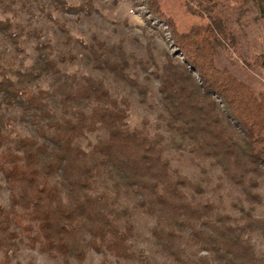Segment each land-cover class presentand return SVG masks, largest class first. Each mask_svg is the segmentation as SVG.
<instances>
[{
    "label": "trees",
    "instance_id": "1",
    "mask_svg": "<svg viewBox=\"0 0 264 264\" xmlns=\"http://www.w3.org/2000/svg\"><path fill=\"white\" fill-rule=\"evenodd\" d=\"M247 2L264 18V0H185L187 10L207 23L183 33L149 7L154 20L165 22L182 57L167 55L161 69L149 63L161 70L154 74L164 120L153 130L147 120L140 128L128 127V102L105 81L147 102L148 90L131 75V56L121 50L80 41L84 63L104 77L82 76L79 84L77 75L60 74L59 64L71 55H55L39 30L32 31L36 56L30 69H16L14 58L0 54V105L22 111H0V173L9 190L8 207L0 204L1 251H10L23 234L30 247L38 245L66 264H84L88 250L106 264L110 257L130 259L133 211L140 210L154 220V244L175 261L194 246L195 264H261L254 236H264V221L252 210L261 202L254 190L264 176V93L217 65L218 52L236 43L232 15ZM93 8V0H0V32L20 53L21 37L28 35L24 15L38 10L49 19L54 11L88 16ZM259 67L264 74V57ZM47 74L55 81L42 88L38 81ZM28 119L35 133L18 129ZM96 131L105 137L83 147L81 140ZM170 147H188L241 188L232 204L241 212L239 220L185 192L191 182L171 171L165 156Z\"/></svg>",
    "mask_w": 264,
    "mask_h": 264
},
{
    "label": "rangeland",
    "instance_id": "2",
    "mask_svg": "<svg viewBox=\"0 0 264 264\" xmlns=\"http://www.w3.org/2000/svg\"><path fill=\"white\" fill-rule=\"evenodd\" d=\"M93 7L88 16L54 11L53 18L49 19L38 10H34L33 16L24 15L23 23L28 35L21 37L22 51L16 52L13 44L0 32V54L4 60L14 58L16 69L23 71L30 69L35 64L36 56L34 48L36 37L33 36L32 31L39 30L42 40L52 48L55 55L60 51L71 55L67 57L66 62L59 64L60 74L77 75L79 84L82 83V76L104 77V74L84 63L82 55L86 54V50L81 46L80 41L84 45L99 41L106 46L114 47L116 51L121 50L127 56H131L129 72L131 75L136 74L138 83L147 88V102L142 103L123 85H113L110 78H105V81L112 93L117 94L118 98L127 100L129 105L127 124L130 129L140 128L144 120L148 121L152 130L156 129L157 123H164L159 117L162 109L158 102V79L154 74L161 73V70H156L155 65L149 63L154 62L161 69L167 61V55L180 60L182 57L173 48L165 22L154 20L152 9L149 7L161 12L173 23L179 33L187 32L193 25H205L207 19L188 11L185 0H93ZM232 19L234 20L232 31L236 43L234 47H227L218 52L217 65L230 70L256 92L264 93V74L259 67V61L264 57V18L260 16L252 2H247L238 13L232 15ZM54 81L55 77L47 74L38 81V85L44 88ZM77 104L85 109L88 105L86 102ZM0 111L6 116L22 113L14 104L2 101ZM18 129L22 133H35L30 119L18 124ZM104 137L103 131H96L88 134L87 139L83 138L80 143L88 149V142L95 143L96 140ZM188 147L183 150L170 147L165 153L171 171L191 182V187L185 189V192L194 195L198 202L216 204L218 209L229 215L232 220H239L241 212L232 204L240 196L241 188L231 186L218 167L212 165L210 160L194 157L188 151ZM258 183L254 191L261 198V202L253 204L252 213L255 218L264 221V176ZM196 188H200L201 192L195 193ZM8 197L9 190L0 173V204L4 207H8ZM132 221L133 237L128 240L127 245L133 256L130 259L110 257L107 264H195L192 255L196 252L194 246L187 249L181 261H175L154 244L150 234L154 220L143 211H133ZM17 238H20L19 242L15 240L10 251L6 253L0 250V264H66L62 260L55 261L49 258L41 252L38 245L34 248L30 247L23 234H19ZM254 243L261 264H264V236L256 234ZM67 264H77V262L70 259ZM84 264L106 263L102 262L99 254L88 250Z\"/></svg>",
    "mask_w": 264,
    "mask_h": 264
}]
</instances>
